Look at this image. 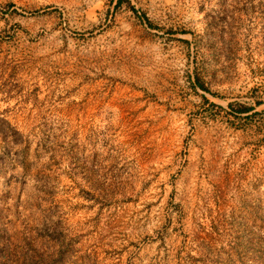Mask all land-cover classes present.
I'll return each instance as SVG.
<instances>
[{"label": "rangeland", "instance_id": "374dc122", "mask_svg": "<svg viewBox=\"0 0 264 264\" xmlns=\"http://www.w3.org/2000/svg\"><path fill=\"white\" fill-rule=\"evenodd\" d=\"M0 264H264V0H0Z\"/></svg>", "mask_w": 264, "mask_h": 264}]
</instances>
